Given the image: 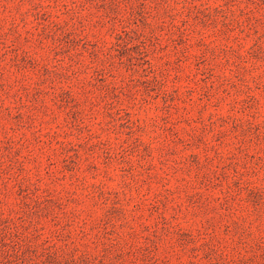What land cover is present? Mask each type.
<instances>
[{"label": "rangeland", "instance_id": "rangeland-1", "mask_svg": "<svg viewBox=\"0 0 264 264\" xmlns=\"http://www.w3.org/2000/svg\"><path fill=\"white\" fill-rule=\"evenodd\" d=\"M0 264H264V0H0Z\"/></svg>", "mask_w": 264, "mask_h": 264}]
</instances>
